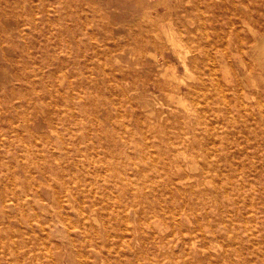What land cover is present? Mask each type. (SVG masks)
Segmentation results:
<instances>
[{
  "label": "rangeland",
  "instance_id": "rangeland-1",
  "mask_svg": "<svg viewBox=\"0 0 264 264\" xmlns=\"http://www.w3.org/2000/svg\"><path fill=\"white\" fill-rule=\"evenodd\" d=\"M263 38L264 0H0V264H264Z\"/></svg>",
  "mask_w": 264,
  "mask_h": 264
},
{
  "label": "bare ground",
  "instance_id": "bare-ground-1",
  "mask_svg": "<svg viewBox=\"0 0 264 264\" xmlns=\"http://www.w3.org/2000/svg\"><path fill=\"white\" fill-rule=\"evenodd\" d=\"M200 2V1H199ZM186 3H188L187 1H186ZM242 7V6H241ZM240 7V8H241ZM245 9V8H244ZM195 10V9H194ZM196 12H199L198 10L196 11ZM243 12H245V11H243ZM199 13H201V12H199ZM198 14V13H197ZM189 16H191V15H189ZM204 19V18H203ZM194 20H196V19H194ZM205 21V20H204ZM243 21V20H242ZM196 22V21H195ZM243 22H245V21H243ZM199 23V22H198ZM202 24H203V21H202ZM243 24V23H242ZM247 24V23H246ZM202 26V25H201ZM204 26V25H203ZM246 27V26H245ZM248 28V27H247ZM249 28H250V26H249ZM238 30V29H237ZM241 31H243V30H241ZM208 33H206V35H207ZM250 34H251V32H250ZM263 34V33H262ZM253 35V34H252ZM159 36H160V33H159ZM253 37V36H252ZM159 38V37H158ZM236 38V37H235ZM254 38V37H253ZM261 38H262V36H261ZM173 39V38H172ZM264 39V38H263ZM167 40V39H166ZM169 40H170V38H169ZM257 40V39H256ZM259 40H261V39H259ZM172 41V40H171ZM173 41H175V40H173ZM234 41H235V39H234ZM177 42V41H176ZM176 42H175V44H176ZM236 42H238V41H236ZM236 42H235V44H236ZM255 42H257V41H255ZM263 42V41H262ZM260 43V42H259ZM173 44V43H172ZM178 44V43H177ZM176 44V45H177ZM174 45V44H173ZM179 45V44H178ZM224 45V44H223ZM259 45V44H258ZM180 46V45H179ZM241 46V45H240ZM251 46V45H250ZM176 47V46H175ZM175 47H174V50H175ZM254 47H255V45H254ZM254 47H253V49H254ZM261 47L264 49V43L263 44H261ZM260 47V48H261ZM180 48V47H179ZM240 48V47H239ZM257 47H255V49H256ZM259 48V47H258ZM260 48L258 49V51L260 50ZM261 48V49H262ZM241 49V48H240ZM173 50V51H174ZM204 50V49H203ZM200 51V50H199ZM207 51V50H206ZM175 52V51H174ZM210 52V51H209ZM242 52V51H241ZM264 52V51H263ZM177 53H178V56H176V57H178V58H180V56H182V55H179V51H177ZM191 53V52H190ZM194 53V52H193ZM199 53V52H198ZM211 53V52H210ZM258 53V52H257ZM256 53V54H257ZM183 54V53H182ZM259 55H260V53H258ZM257 54V55H258ZM264 54V53H263ZM149 55V54H148ZM175 55H177L176 53H175ZM184 55V54H183ZM184 56H186V55H184ZM258 57V56H257ZM260 57V56H259ZM258 57V58H259ZM214 58V57H213ZM186 58L184 57V60H185ZM208 59V58H207ZM206 59V60H207ZM212 59V58H211ZM249 59H250V57H249ZM263 59H264V57H263ZM181 60H183L182 58H181ZM182 61V62H185V61ZM187 60V59H186ZM179 61V60H178ZM204 60L202 59L201 60V62H203ZM221 61H222V59H221ZM181 62V61H180ZM193 63V62H192ZM213 63V62H212ZM244 63V62H243ZM182 64V63H181ZM239 64V63H238ZM264 64V63H263ZM210 65H211V63H210ZM241 65V64H240ZM214 66V65H213ZM183 68H186V67H184V65H183ZM216 68V67H215ZM243 68H244V66H243ZM255 69V68H254ZM186 69H184V71H185ZM262 70V69H261ZM187 71H188V68H187ZM248 73V72H247ZM247 77V76H246ZM245 77V78H246ZM191 80V79H190ZM192 80H193V78H192ZM194 80H196V79H194ZM181 82H182V80H181ZM184 82V81H183ZM184 84V83H183ZM186 84V83H185ZM179 91H180V89H179ZM193 93V92H192ZM189 94H187V96H188ZM186 96V95H185ZM181 98V97H180ZM184 100H186V99H184ZM180 102V101H179ZM182 102H184V101H182ZM184 105V104H183ZM187 107V106H186ZM242 107V106H241ZM250 108V107H249ZM185 110H186V108H185ZM189 110V109H188ZM249 110V109H248ZM186 112H187V110H186ZM189 112H191V111H189ZM199 113V112H198ZM188 114V113H187ZM193 114V113H192ZM194 115V114H193ZM252 115V114H251ZM198 117V116H197ZM179 118V117H178ZM174 120H176V118L174 119ZM178 120V119H177ZM200 121V123H201V119L199 120ZM197 123V122H196ZM195 123V124H196ZM202 124V123H201ZM177 128H179L178 126H177ZM173 130V129H172ZM192 131V130H191ZM190 131V132H191ZM194 131V130H193ZM192 131V132H193ZM201 130H199V132H200ZM190 132L188 133V134H190ZM197 132V131H196ZM196 134V133H195ZM194 134V135H195ZM191 135V134H190ZM199 135V134H198ZM197 135V136H198ZM201 135V134H200ZM185 137V136H184ZM193 137V136H192ZM171 138H174L173 136H171ZM187 138V137H186ZM165 139V138H164ZM207 139L209 140L210 138H209V136H207ZM189 141V140H188ZM223 141V140H222ZM166 143V142H165ZM205 151H207V150H205ZM226 156V155H225ZM210 157V156H209ZM192 159V158H191ZM193 161V160H192ZM195 161H193V163H194ZM210 162V161H209ZM226 163V162H225ZM193 165V164H192ZM194 166V165H193ZM193 166H191V167H193ZM217 202H216V200H214V204L216 205V207H217V209H218V205L216 204ZM201 211H202V215H201ZM220 211V210H219ZM223 212L222 211H220V214H222ZM184 216H186L187 217V220H188V217L190 218L189 220H188V222L189 223H193V224H198V217H199V215H201V217H207L208 216V207H207V205L205 204V202H200L198 205H196V206H194L193 208H191L190 209V211L189 212H187V213H182ZM198 226V225H197ZM197 238L199 239V242L201 243V249L203 248V249H205L206 247H205V245H203V241L204 240H206V234L207 233H205V232H201L200 230H197ZM211 242H213L214 241V239H212L211 238V240H210ZM207 246V245H206ZM226 251H224V253H225ZM225 260H227V261H229V255H227V258H225ZM209 264H211V263H209Z\"/></svg>",
  "mask_w": 264,
  "mask_h": 264
}]
</instances>
